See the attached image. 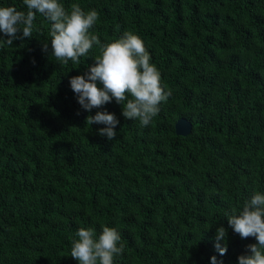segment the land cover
<instances>
[{
	"label": "trees",
	"instance_id": "obj_1",
	"mask_svg": "<svg viewBox=\"0 0 264 264\" xmlns=\"http://www.w3.org/2000/svg\"><path fill=\"white\" fill-rule=\"evenodd\" d=\"M59 2L95 9L101 43L138 35L171 95L148 126L114 99L89 112L69 81L94 65L95 46L60 64L39 13L31 38L0 39V264H79L77 230L103 226L124 245L114 264H238L256 240L225 214L264 192V0ZM104 110L119 121L112 140L86 123ZM181 117L187 135L175 131Z\"/></svg>",
	"mask_w": 264,
	"mask_h": 264
},
{
	"label": "clouds",
	"instance_id": "obj_2",
	"mask_svg": "<svg viewBox=\"0 0 264 264\" xmlns=\"http://www.w3.org/2000/svg\"><path fill=\"white\" fill-rule=\"evenodd\" d=\"M27 11H19L13 6H0V33L8 45L17 39L31 38L37 13L51 22L49 31L51 54L62 65L69 61L79 64L95 46L98 54L94 65L84 75L70 78V87L77 101L86 111L102 109L113 99L122 106V115L129 120H138L141 126H148L158 115L160 104L171 95L161 84V74L151 62V55L143 40L132 32L107 43H101L90 30L99 19L95 9L83 10L79 4H72L70 10L59 0H23ZM22 33V35H18ZM48 44H44V51ZM86 123L104 124L98 134L109 140L116 137L119 121L114 113L97 111L88 116ZM228 225L242 239L253 237L256 243L249 244L250 254L240 255L238 264H264V192L256 191L242 206L226 213ZM78 239L72 241L70 256L79 264H114L115 257L123 254L124 245L117 229L103 226L97 235L95 230L79 228ZM227 229L220 226L216 230L215 244L221 256L226 254ZM211 264H222L216 257Z\"/></svg>",
	"mask_w": 264,
	"mask_h": 264
},
{
	"label": "water",
	"instance_id": "obj_3",
	"mask_svg": "<svg viewBox=\"0 0 264 264\" xmlns=\"http://www.w3.org/2000/svg\"><path fill=\"white\" fill-rule=\"evenodd\" d=\"M175 131L179 135H187L191 129H192V124L190 121H188L186 118H179L175 124Z\"/></svg>",
	"mask_w": 264,
	"mask_h": 264
}]
</instances>
